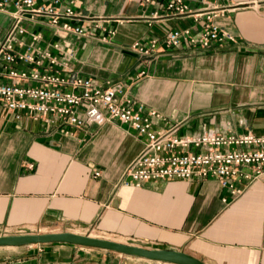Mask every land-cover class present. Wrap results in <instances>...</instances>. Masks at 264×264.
I'll return each mask as SVG.
<instances>
[{"label": "crops", "instance_id": "1", "mask_svg": "<svg viewBox=\"0 0 264 264\" xmlns=\"http://www.w3.org/2000/svg\"><path fill=\"white\" fill-rule=\"evenodd\" d=\"M141 1L76 0L73 23L89 37L53 33L39 22L28 25L41 33L36 47L56 57L53 64L44 59L39 69L71 70L102 86L120 82L128 96L161 115L154 128L174 127L179 137L207 132L263 136L264 0H233L236 7L215 18L233 40L163 47L150 58L129 44L171 29L195 31L203 21L180 16L148 25L155 5ZM10 22L0 12V38ZM145 140L117 120L46 129L27 116L16 118L0 103V231L79 227L128 244L179 249L206 264H264V177L249 184L245 178L235 180L234 188L214 177L119 185ZM176 149L204 148L190 143ZM12 248L0 252V264L136 263L112 259L105 248L64 242Z\"/></svg>", "mask_w": 264, "mask_h": 264}, {"label": "built area", "instance_id": "2", "mask_svg": "<svg viewBox=\"0 0 264 264\" xmlns=\"http://www.w3.org/2000/svg\"><path fill=\"white\" fill-rule=\"evenodd\" d=\"M75 2L50 0L47 4H36L35 0H0V12L11 20L0 38V103L6 109L16 118L27 116L41 122L46 129L55 127L61 131L66 125L82 128L112 120L127 123L146 140L121 173L119 185L126 187H140L147 181L214 177L220 185L234 188L235 180L245 178L249 184L264 177V135L207 132L197 137H179L173 133L174 127L168 131L154 128L161 115L128 96L120 82L102 86L93 78L71 70L41 71L39 66L44 59L53 64L57 62L56 57L47 49L36 47L41 33L29 30L28 25L39 22L53 33L89 37L81 25L73 23L77 17ZM141 2L155 5L146 17L148 25L153 20L180 16L192 17L194 22L203 21V25L195 31L171 29L162 37L133 41L128 48L140 55L150 58L163 47L182 44L191 48L207 47L212 41L233 40L215 22L216 17L236 7L233 0H200L194 5L186 0ZM114 33L109 29L110 35ZM19 63L24 67L18 68ZM190 143L204 149L198 152L176 149ZM94 175L99 176V172Z\"/></svg>", "mask_w": 264, "mask_h": 264}, {"label": "water", "instance_id": "3", "mask_svg": "<svg viewBox=\"0 0 264 264\" xmlns=\"http://www.w3.org/2000/svg\"><path fill=\"white\" fill-rule=\"evenodd\" d=\"M48 242H64L79 246H91L105 248L111 251H118L126 255H134L153 261H164L175 264H206L202 259L195 257L179 249L151 248L132 243H125L106 237L93 236L90 233L75 231H43L15 234H0L1 247L29 246V244H43Z\"/></svg>", "mask_w": 264, "mask_h": 264}, {"label": "rangeland", "instance_id": "4", "mask_svg": "<svg viewBox=\"0 0 264 264\" xmlns=\"http://www.w3.org/2000/svg\"><path fill=\"white\" fill-rule=\"evenodd\" d=\"M59 229V227L57 228H53V227H49V228H45L43 227V229H40L38 232L39 233H43V231H53V230H57ZM69 230L71 231H78L80 233H86V232H92L94 234H97V235H102V233L100 232H95L93 231L92 229H81L79 227H72V228H69ZM15 233H26L24 232V230H14V231H0V234H15ZM105 237L109 238V239H119V240H123V239H120L118 237H114V236H109V235H105ZM133 244V242H130ZM15 248H12V247H1L0 248V252L1 251H6V250H14ZM106 254H109L111 256L112 259H115V258H118V259H122V260H125V261H135L136 263H133V264H144V263H151V264H171V263H168V262H164V261H153V260H150V259H146V258H141V257H137V256H134V255H126V254H123V253H120V252H113V251H106ZM175 264V263H173Z\"/></svg>", "mask_w": 264, "mask_h": 264}, {"label": "bare ground", "instance_id": "5", "mask_svg": "<svg viewBox=\"0 0 264 264\" xmlns=\"http://www.w3.org/2000/svg\"><path fill=\"white\" fill-rule=\"evenodd\" d=\"M90 234L93 235V236H95L94 233H92V232Z\"/></svg>", "mask_w": 264, "mask_h": 264}]
</instances>
